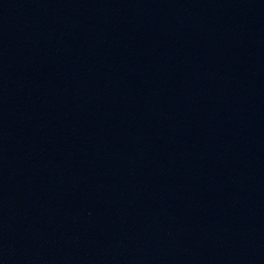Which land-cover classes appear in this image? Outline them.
<instances>
[{
	"label": "water",
	"instance_id": "obj_1",
	"mask_svg": "<svg viewBox=\"0 0 264 264\" xmlns=\"http://www.w3.org/2000/svg\"><path fill=\"white\" fill-rule=\"evenodd\" d=\"M0 264H264V0H0Z\"/></svg>",
	"mask_w": 264,
	"mask_h": 264
}]
</instances>
